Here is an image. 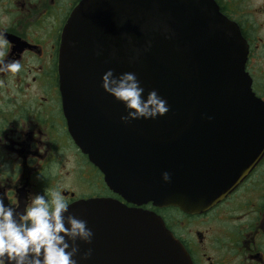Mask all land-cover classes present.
<instances>
[{"label":"water","instance_id":"1","mask_svg":"<svg viewBox=\"0 0 264 264\" xmlns=\"http://www.w3.org/2000/svg\"><path fill=\"white\" fill-rule=\"evenodd\" d=\"M151 47L145 51V45ZM247 47L212 0H81L63 27L58 86L71 138L103 174L110 198L78 199L91 244L78 264H191L153 211L201 213L246 176L264 152V103L244 70ZM134 72L169 111L122 122L121 103L101 76ZM209 117H211L209 119ZM170 180L164 182L161 173ZM78 259V257H77Z\"/></svg>","mask_w":264,"mask_h":264},{"label":"flooded vegetation","instance_id":"2","mask_svg":"<svg viewBox=\"0 0 264 264\" xmlns=\"http://www.w3.org/2000/svg\"><path fill=\"white\" fill-rule=\"evenodd\" d=\"M80 1L0 0V38L7 40L2 59L22 64L14 79L0 73V201L21 211L31 194L56 187L69 204L113 198L138 207L108 188L99 169L74 143L63 114L58 86L61 35ZM212 1L245 40V71L252 92L264 102V0ZM66 163L87 172L78 178L85 181V192L61 186L62 178H77V173H59ZM139 208L162 217L191 264H264V153L229 194L202 213L169 212L151 203ZM179 215L195 220V227L172 224L170 218Z\"/></svg>","mask_w":264,"mask_h":264},{"label":"clouds","instance_id":"3","mask_svg":"<svg viewBox=\"0 0 264 264\" xmlns=\"http://www.w3.org/2000/svg\"><path fill=\"white\" fill-rule=\"evenodd\" d=\"M6 44V38H0V73L14 79L22 64L18 59H2L7 55ZM150 47L148 41L145 51ZM101 88L123 105L126 115L120 117L122 122L156 119L169 111L167 101L155 89L144 94L134 72L114 75L109 68L101 76ZM161 179L168 182L169 172H162ZM92 238L87 221L69 211V202L59 187L31 194L22 211L0 201V264H78V260L91 257L92 249L81 253L77 241L91 244Z\"/></svg>","mask_w":264,"mask_h":264},{"label":"rangeland","instance_id":"4","mask_svg":"<svg viewBox=\"0 0 264 264\" xmlns=\"http://www.w3.org/2000/svg\"><path fill=\"white\" fill-rule=\"evenodd\" d=\"M76 166L73 164H69L66 163L64 166H61L59 169V173L60 174H65V173H69V174H75L77 173V178L71 181L65 180L64 178H62V180L60 181L61 186L64 189H70L76 193H83L86 190V183L85 181H82L78 178L81 177V175H88L86 174L87 172H85L84 170L79 169L78 171L75 170ZM81 171V172H80ZM61 176V175H60ZM169 212H173L172 210H170ZM171 223H175V225L180 229L182 228L184 225L186 226L185 229H192L195 227L196 225V221L192 220V219H188V218H181V215L177 216V217H171L170 218ZM175 226V227H176ZM177 228V230H178Z\"/></svg>","mask_w":264,"mask_h":264}]
</instances>
